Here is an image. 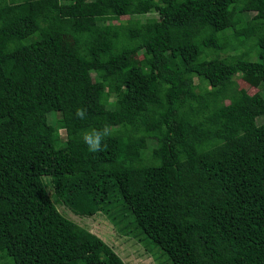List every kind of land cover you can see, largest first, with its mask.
I'll return each instance as SVG.
<instances>
[{
  "label": "trees",
  "instance_id": "obj_1",
  "mask_svg": "<svg viewBox=\"0 0 264 264\" xmlns=\"http://www.w3.org/2000/svg\"><path fill=\"white\" fill-rule=\"evenodd\" d=\"M237 75L264 91V0H0V264H125L57 203L170 264H264V92Z\"/></svg>",
  "mask_w": 264,
  "mask_h": 264
},
{
  "label": "rangeland",
  "instance_id": "obj_2",
  "mask_svg": "<svg viewBox=\"0 0 264 264\" xmlns=\"http://www.w3.org/2000/svg\"><path fill=\"white\" fill-rule=\"evenodd\" d=\"M158 16L157 11L152 9L148 13L141 14V15H124L121 16L118 20H113V23H140L144 22L147 19L150 18H156ZM33 36L29 37L30 40ZM25 40V42L27 41ZM74 43L70 38H64V47L65 50L68 52H71L75 47ZM225 53H221V56H224ZM234 58H237L236 55L233 54ZM252 59H255V53L252 52L251 55ZM129 62L132 65L136 66H145L147 63V59L144 56L142 52L132 55L129 58ZM238 89L241 91L244 95H250L257 90L262 91L261 89H258L257 87H253L243 81L240 78V75H237L234 77ZM94 81V78H93ZM195 82L197 83L198 80L195 78ZM115 100V97L113 95L109 98V103ZM111 106V105H108ZM111 108V107H109ZM60 114L59 113H49L48 114V121L51 124H56L57 120H59ZM258 122L262 121V118H258ZM57 137L59 142H63L65 140V130L62 127H59L57 130ZM149 151V150H148ZM147 151V152H148ZM45 182H49L48 177L44 179ZM48 191L50 194H52V188L50 185H48ZM57 209L60 213H62L67 218L72 219L74 222L79 224L80 226H83L92 232L96 233L98 236H100L105 243H107L115 253H117L121 259L124 261L125 264H170V261L166 258V255L161 252V250L156 246H150L149 244H146L143 242L139 237L129 233H125L124 231H121L120 228H117L114 224L110 222V220L102 213L95 214L91 217H80L77 215L72 214V212L61 206L60 204H56Z\"/></svg>",
  "mask_w": 264,
  "mask_h": 264
},
{
  "label": "clouds",
  "instance_id": "obj_3",
  "mask_svg": "<svg viewBox=\"0 0 264 264\" xmlns=\"http://www.w3.org/2000/svg\"><path fill=\"white\" fill-rule=\"evenodd\" d=\"M75 115L81 120L85 119L87 115V108L78 107L76 109ZM112 134L113 131L111 126L105 124L102 128H92L90 130L84 131L82 133V140L87 145L90 152L97 153L103 151V149L107 146L104 141Z\"/></svg>",
  "mask_w": 264,
  "mask_h": 264
}]
</instances>
